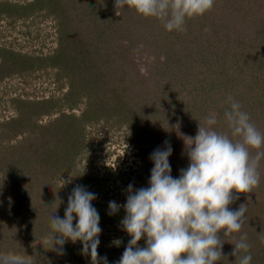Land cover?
<instances>
[{
    "label": "rangeland",
    "instance_id": "obj_1",
    "mask_svg": "<svg viewBox=\"0 0 264 264\" xmlns=\"http://www.w3.org/2000/svg\"><path fill=\"white\" fill-rule=\"evenodd\" d=\"M109 1L0 0V254L92 264L79 241L48 250L50 217L64 218L81 185L97 197L98 258L117 264L131 237L124 208L109 215L108 205H124L129 184L148 187L155 149L171 145L178 178L198 123L216 113L214 127L230 132L229 95L264 133V0H215L171 33ZM259 172V186L229 206L247 205L236 235L247 233L251 264H264V158ZM233 249L225 242L217 264H235Z\"/></svg>",
    "mask_w": 264,
    "mask_h": 264
},
{
    "label": "clouds",
    "instance_id": "obj_2",
    "mask_svg": "<svg viewBox=\"0 0 264 264\" xmlns=\"http://www.w3.org/2000/svg\"><path fill=\"white\" fill-rule=\"evenodd\" d=\"M214 3L215 0H115L114 7L117 15L127 7L143 18H155L171 33L185 32L186 22L209 12ZM226 103L230 107L224 110L223 117L230 132L214 127L218 123L216 113L209 114L204 124L198 123L197 134L185 138L189 164L180 170L178 178L171 175L172 147L165 141L164 148L150 155L154 166L148 187L134 190L129 184L124 205L109 202V215L124 208L126 215L120 223L131 237L117 264H217L226 258L225 242L234 245L230 254L235 256V264H251L247 233L239 235V239L236 235L244 226L247 205L240 204L236 210L229 206L239 199L238 194L252 193L260 184L264 133L231 95ZM96 198L84 186L73 188L64 218L55 213L50 217L48 250L63 254L67 241H79L81 254L90 255L92 264H108L107 257L98 258L102 229L100 215L92 204ZM142 238H146V247L138 244ZM261 239L264 242V236ZM113 243L119 246L121 241ZM35 258L25 251L7 252L0 254V264H36Z\"/></svg>",
    "mask_w": 264,
    "mask_h": 264
},
{
    "label": "trees",
    "instance_id": "obj_3",
    "mask_svg": "<svg viewBox=\"0 0 264 264\" xmlns=\"http://www.w3.org/2000/svg\"><path fill=\"white\" fill-rule=\"evenodd\" d=\"M109 3L115 5V0H110ZM113 7H114V6H113Z\"/></svg>",
    "mask_w": 264,
    "mask_h": 264
}]
</instances>
